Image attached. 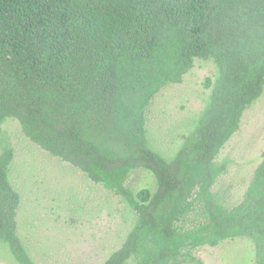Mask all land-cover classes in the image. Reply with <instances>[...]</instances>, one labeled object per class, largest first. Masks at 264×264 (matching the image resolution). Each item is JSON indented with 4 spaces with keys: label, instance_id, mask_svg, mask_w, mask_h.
Segmentation results:
<instances>
[{
    "label": "trees",
    "instance_id": "obj_1",
    "mask_svg": "<svg viewBox=\"0 0 264 264\" xmlns=\"http://www.w3.org/2000/svg\"><path fill=\"white\" fill-rule=\"evenodd\" d=\"M196 60L212 61L216 77L168 158L150 109ZM263 93L264 0H0V137L16 123L129 208L134 222L102 264H201L194 251L236 239L264 264V153L237 205L212 191L227 168L218 155ZM0 147V243L15 264H35L18 235L14 151ZM137 172L153 187L132 189Z\"/></svg>",
    "mask_w": 264,
    "mask_h": 264
},
{
    "label": "rangeland",
    "instance_id": "obj_2",
    "mask_svg": "<svg viewBox=\"0 0 264 264\" xmlns=\"http://www.w3.org/2000/svg\"><path fill=\"white\" fill-rule=\"evenodd\" d=\"M212 61L196 60L179 85L166 88L154 101L149 131L160 152L170 158L191 122L202 112L213 82ZM12 147L9 180L20 194L18 235L35 264H102L120 245L134 222L118 198L89 189L80 173L30 145L14 122L4 125L0 146ZM1 149V147H0ZM264 153V93L241 119L239 130L221 150L217 163L227 165L212 191L220 204L237 205ZM132 189L152 188L146 172L130 177ZM201 264H254L248 240L236 239L193 252ZM0 264H15L0 243Z\"/></svg>",
    "mask_w": 264,
    "mask_h": 264
}]
</instances>
